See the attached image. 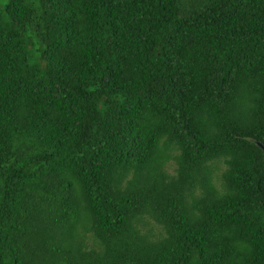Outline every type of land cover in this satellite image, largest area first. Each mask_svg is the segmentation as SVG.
<instances>
[{"label":"trees","instance_id":"16d2710c","mask_svg":"<svg viewBox=\"0 0 264 264\" xmlns=\"http://www.w3.org/2000/svg\"><path fill=\"white\" fill-rule=\"evenodd\" d=\"M256 142L264 0H0V264H264Z\"/></svg>","mask_w":264,"mask_h":264},{"label":"rangeland","instance_id":"374dc122","mask_svg":"<svg viewBox=\"0 0 264 264\" xmlns=\"http://www.w3.org/2000/svg\"><path fill=\"white\" fill-rule=\"evenodd\" d=\"M172 167H173V166L171 165V166L168 167V169L170 170ZM222 169H223V164L219 165L218 170H216V172L219 173V172H221ZM147 224H148L149 226H152V231H155V229H154V225H153L152 222H148V221H147ZM148 225H146V226L148 227Z\"/></svg>","mask_w":264,"mask_h":264},{"label":"water","instance_id":"95a60500","mask_svg":"<svg viewBox=\"0 0 264 264\" xmlns=\"http://www.w3.org/2000/svg\"><path fill=\"white\" fill-rule=\"evenodd\" d=\"M257 146H259V148L262 150V156H263V165H264V146L259 143V142H256Z\"/></svg>","mask_w":264,"mask_h":264}]
</instances>
